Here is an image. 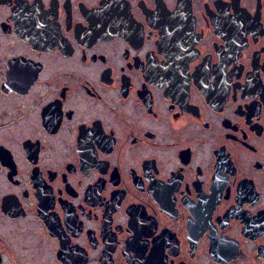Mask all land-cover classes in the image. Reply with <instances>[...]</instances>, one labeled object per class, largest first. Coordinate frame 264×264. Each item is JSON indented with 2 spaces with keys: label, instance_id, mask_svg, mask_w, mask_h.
I'll return each instance as SVG.
<instances>
[{
  "label": "flooded vegetation",
  "instance_id": "obj_1",
  "mask_svg": "<svg viewBox=\"0 0 264 264\" xmlns=\"http://www.w3.org/2000/svg\"><path fill=\"white\" fill-rule=\"evenodd\" d=\"M0 264H264V0H0Z\"/></svg>",
  "mask_w": 264,
  "mask_h": 264
}]
</instances>
